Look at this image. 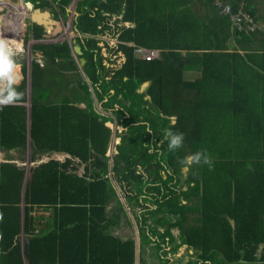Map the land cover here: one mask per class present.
Here are the masks:
<instances>
[{
    "label": "trees",
    "instance_id": "obj_1",
    "mask_svg": "<svg viewBox=\"0 0 264 264\" xmlns=\"http://www.w3.org/2000/svg\"><path fill=\"white\" fill-rule=\"evenodd\" d=\"M222 1L259 27L232 30L214 0H78L85 64L65 41L34 45L56 77L45 85L51 73L32 62L23 246L24 169L0 162V264H136L122 202L135 213L140 264L150 244L155 264L183 245L190 264H264V0ZM103 34L117 39L106 55ZM134 44L160 55L139 58ZM17 62L25 74L24 53ZM18 91L25 101V78ZM19 102L0 106V153L26 148ZM113 117L125 129L111 156ZM169 131L183 133L181 147L169 150ZM197 151L211 166L184 163ZM34 208L51 215L40 225ZM124 226L132 233L115 235Z\"/></svg>",
    "mask_w": 264,
    "mask_h": 264
},
{
    "label": "flooded vegetation",
    "instance_id": "obj_2",
    "mask_svg": "<svg viewBox=\"0 0 264 264\" xmlns=\"http://www.w3.org/2000/svg\"><path fill=\"white\" fill-rule=\"evenodd\" d=\"M27 2L32 5V8L26 6ZM14 3L8 0H0V10L1 8L2 10L7 8V11L10 13L7 14L4 11L0 13V34L7 37L26 34L34 40V43L30 48L25 42V38L23 42V47L27 49V60L31 66L34 60H36L42 67L50 66L47 58L43 57L41 54H35L33 52L34 45L39 43L52 45L65 41L71 46L72 56L79 57L74 49L73 41L75 40L76 43L80 44L84 38H88V36L91 35L83 33L78 28V0H68L66 2L63 0H16ZM36 9H39L40 12H49L48 17H40L43 23L41 25L33 20L32 13ZM36 27H39L41 30L40 37L34 35ZM97 38L100 39L99 45L103 54L106 55L105 53L110 48L109 41L107 40L109 37L103 34ZM113 123L115 128H117V123H115V121ZM114 133L116 134L117 130H114ZM113 136L114 134L112 132V138Z\"/></svg>",
    "mask_w": 264,
    "mask_h": 264
},
{
    "label": "rangeland",
    "instance_id": "obj_3",
    "mask_svg": "<svg viewBox=\"0 0 264 264\" xmlns=\"http://www.w3.org/2000/svg\"><path fill=\"white\" fill-rule=\"evenodd\" d=\"M8 1L14 3V1H16V0H8ZM2 11H4L7 14H10L9 11H7V8H4V10H2V8H1L0 13H2ZM25 39L27 40V38H25ZM106 54H107V52H106ZM27 57H28V54H27V51H26V59H25L26 60L25 61L26 72H25V74L23 73L22 77H20V78H21V81L23 80V77L26 79V84H27V87H28L29 81L31 82V80H30L31 79V65H30L29 61L27 60ZM73 57L75 58L76 61H78V65H79L80 64L79 60H80L81 56H79V59L76 56H73ZM79 66L82 67V64H80ZM21 68H22V65H21ZM45 69H46V67H45ZM46 71H48V70L46 69ZM48 72H50V71H48ZM191 72H193V71H191ZM198 76L200 77V75H197V77ZM54 77H56V74L55 73H53V74L51 73V75L44 80L45 85L46 84L47 85H51V83L54 82V80L51 81V79L54 78ZM184 78H187V76L184 75ZM19 104L24 105L25 111H26V114H27V117H26V120H27V144H26V148L22 152L20 150L14 149L12 151V153H0V162L1 161H10V162L16 164L18 167H22L24 169V179L22 181V184H21L22 186L20 188L21 189V191H20V208H21V219H22L21 220V228L22 229H21V231H20V233L18 235V240L21 243L20 245L23 246V243L25 241V232H24V229H23V224H24V220H25L24 218H25V206H26V202L24 201V193L23 192H24L26 181H27V179L30 176L31 167H33L35 165V162L32 163L31 160H30V157H31L30 156L31 146H30L29 134H30V124H31V104L32 103H31L30 93H29L28 90H27L26 100L19 102ZM98 108H100V107L98 106ZM106 113L111 114L108 111H106ZM114 121L116 123V117H113V119L111 120V122H114ZM108 127H110L112 131H114V129L112 128V125L111 126L108 125ZM118 129L120 130V128H118ZM116 134H118V133H116ZM111 151H114V153H115L114 137L112 139V145L110 146L109 155H112ZM49 156H50L49 154L48 155H44L42 160L47 159ZM59 157L62 158L61 156H59ZM114 184H112V187L115 189L116 188V184L115 185ZM116 191L118 193L119 190L116 188ZM118 197L121 200L124 201V197H123V194L121 193V191L119 192V196ZM122 203L124 204V208L127 209L126 211H127L128 215L130 216V218L132 220V227H133L132 229H134V238H135L136 244H137V246H136L137 247V249H136L137 250L136 264H140L139 257H138V253L140 252V248H139V229H138V226H137V220L134 217L135 213L133 214L131 212V210L129 209V206L126 203H124V202H122ZM32 215L38 217L39 224L41 225V224H43L46 221V219L48 218V216L51 215V213H48L44 209H41V208H34V210L32 211ZM137 215H140V213H137ZM185 222H186L185 226H187L188 223H191L192 222L191 217H189L188 220L186 219ZM193 229H196V228H193ZM130 230L131 229H128V227L127 228H123V232L125 234H126V232L130 233ZM120 232H122V230H119V233ZM173 232L175 234L176 230H173ZM166 249H167L166 250L167 252L162 250L161 255L163 257H167V258L171 259L169 264H190L189 263L188 254H190L192 256V259H195V255L193 254V252H194V248L193 247H191V249H190L189 247L183 245L179 250H176L175 252H174V250H170V248L168 246L166 247ZM148 250H149V252H148ZM155 251L156 250L154 248H152V244H150L149 247H147V255H146L147 264H155V263L152 262V260L156 259V257L151 258V255L154 254V256H155ZM187 251H188V254H187Z\"/></svg>",
    "mask_w": 264,
    "mask_h": 264
},
{
    "label": "clouds",
    "instance_id": "obj_4",
    "mask_svg": "<svg viewBox=\"0 0 264 264\" xmlns=\"http://www.w3.org/2000/svg\"><path fill=\"white\" fill-rule=\"evenodd\" d=\"M15 38H19L22 44L19 43L14 38H10V37L0 34V106H7V105L15 104L19 102L23 96V93L18 91V86L21 83V78L19 74L22 77L23 71L21 68L22 64L20 63L21 64L20 65L17 62V57L22 53H24L26 56L27 49L23 47V42L25 38L23 35H17L15 36ZM27 90L30 93V81H29ZM118 126L119 124H117V128H115V126L113 128L114 130H117V132L125 129V127L121 125L123 128L119 130ZM148 131L149 133H151L150 128ZM112 132L114 134L113 137H115L116 135L119 136V134H115L114 131ZM29 138H30V134H29ZM112 139H111V145H112ZM183 141H184L183 133H173L171 131L168 132L169 150H174V149L181 147V145L183 144ZM111 153L113 154L114 151H111ZM1 162H4V161H1ZM201 162L211 166L212 161L209 155L205 151H197L194 154L186 157L184 160V163L188 166H191L192 164H200Z\"/></svg>",
    "mask_w": 264,
    "mask_h": 264
},
{
    "label": "built area",
    "instance_id": "obj_5",
    "mask_svg": "<svg viewBox=\"0 0 264 264\" xmlns=\"http://www.w3.org/2000/svg\"><path fill=\"white\" fill-rule=\"evenodd\" d=\"M216 6L220 10V13L231 15L232 30L251 31L259 27L252 17L243 9V7H240L238 11L233 13L229 4L216 0ZM134 52L137 57L142 59H150L152 56L156 55L153 51L147 52V50L140 45H134Z\"/></svg>",
    "mask_w": 264,
    "mask_h": 264
},
{
    "label": "water",
    "instance_id": "obj_6",
    "mask_svg": "<svg viewBox=\"0 0 264 264\" xmlns=\"http://www.w3.org/2000/svg\"><path fill=\"white\" fill-rule=\"evenodd\" d=\"M26 6H27L28 8H29V7L32 8V5H31L29 2H27ZM32 15H33V20H34L37 24L41 25V24H43V23H42L40 17H41V16L48 17L49 12H48V11H47V12H40L39 9H36V10L32 13ZM73 43H74V49H75V51L77 52V55H78V56H81V55H82V50H81L80 44L76 43L75 40L73 41ZM79 61H80L81 64H84V63L86 62V59L83 58V57H80V60H79ZM19 76L21 77L20 74H19ZM80 106L84 107L85 104H84V103H81ZM106 124H107V125H110V126L112 125V128H114V123H113V122H111V121H107ZM118 128H120V130H121L123 127H122L121 125H119ZM120 141H121V137L118 136V135H116V136L114 137V143H115V145H114V149H115V152H116V153L118 152V151H117V147H116V145L119 144ZM109 150H110V149H109ZM109 150L107 151V154H109ZM1 216H2V213H1V211H0V219H1ZM0 238H1V235H0Z\"/></svg>",
    "mask_w": 264,
    "mask_h": 264
},
{
    "label": "crops",
    "instance_id": "obj_7",
    "mask_svg": "<svg viewBox=\"0 0 264 264\" xmlns=\"http://www.w3.org/2000/svg\"><path fill=\"white\" fill-rule=\"evenodd\" d=\"M204 11V10H203ZM199 12H201V9H199ZM23 36L25 37V38H27V45H28V47L30 48L31 46H32V44L34 43V40L31 38V37H28L26 34H23ZM10 38H14V39H16V40H18L17 38H15V37H10ZM108 41H109V47L110 48H113L115 45H116V43H117V39H115V38H108L107 39ZM106 54V53H105ZM44 64V63H43ZM44 69H45V67H43ZM46 68H48V67H46ZM50 70V69H49ZM188 73H190L191 74V71H187V74ZM198 75H199V72H198ZM193 78H197V72L195 71L194 72V75H193ZM186 79H188V80H190L189 78H186ZM130 220H131V218H130ZM132 221V220H131ZM124 228H127V226H124ZM119 230H122V232H120L119 233ZM131 232V231H130ZM122 233H123V228H121V229H117L116 231H115V235H122ZM129 233V232H128ZM184 246H186V245H184Z\"/></svg>",
    "mask_w": 264,
    "mask_h": 264
},
{
    "label": "bare ground",
    "instance_id": "obj_8",
    "mask_svg": "<svg viewBox=\"0 0 264 264\" xmlns=\"http://www.w3.org/2000/svg\"><path fill=\"white\" fill-rule=\"evenodd\" d=\"M215 1V3H216V0H214ZM217 1H221V2H223L222 0H217ZM233 13H235V12H233ZM248 13V12H247ZM230 15V14H229ZM230 18H231V15H230ZM18 40V42L19 43H21V40L19 39V38H17ZM22 44V43H21ZM143 47V46H142ZM143 48H145V47H143ZM146 50H147V52H150V51H153V52H155L156 53V55L155 56H152L150 59H152V58H158L159 57V55H160V50H158V49H149V48H145Z\"/></svg>",
    "mask_w": 264,
    "mask_h": 264
}]
</instances>
